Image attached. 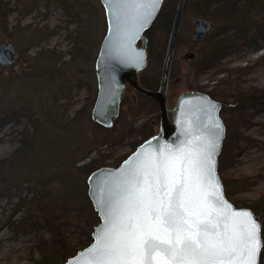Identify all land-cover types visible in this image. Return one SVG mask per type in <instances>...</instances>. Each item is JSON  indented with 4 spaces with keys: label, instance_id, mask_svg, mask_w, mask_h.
I'll list each match as a JSON object with an SVG mask.
<instances>
[{
    "label": "rangeland",
    "instance_id": "rangeland-1",
    "mask_svg": "<svg viewBox=\"0 0 264 264\" xmlns=\"http://www.w3.org/2000/svg\"><path fill=\"white\" fill-rule=\"evenodd\" d=\"M171 1L164 0L161 10L175 8L176 3ZM5 2L6 9H1L0 13V44L10 42L18 58L8 67L0 64V160L9 157L20 145L23 130L38 126L42 132L38 147L41 169L28 175V180L51 184L57 194L59 190L67 192L68 186L73 185L69 192L74 195V201L65 228L76 240L81 233L90 230L88 217H85L89 212L81 214L87 197L90 199L88 183L86 175L77 168L91 160L116 166L121 158L132 153L133 145L142 138L140 132L159 131L160 107L155 99L128 87L113 127L105 128L92 119L98 92L95 63L107 31L101 0ZM189 2L171 68L168 106L173 107L184 91L198 90V87L212 89L218 79L225 78L227 70L237 72L243 68L240 72L242 86L264 90V37L259 40L260 47H244L225 55L221 60V73L202 72L201 67L198 68L210 42L204 39L200 44L193 43L194 23L203 16L197 6ZM257 15L260 25L264 26V9ZM262 33L264 36V31ZM168 39L169 33L155 31L152 55L149 56L148 51L147 67L140 73V80L144 78L157 85L151 90L160 85ZM189 51H194L196 57L186 59ZM233 90L223 86L225 103L232 100L227 95L234 93ZM221 116L226 119L229 115L223 112ZM245 118L236 126L241 135L234 149L236 165L226 175L253 178L252 186L232 195L234 199L249 202L264 193V103L249 106ZM227 133L228 130L223 147ZM24 180L14 178L0 189V264L32 263L38 257L36 237L49 234L45 228L31 233L18 226L21 212L15 214V206L21 198L31 196ZM233 198L230 199L234 201ZM260 264H264V247Z\"/></svg>",
    "mask_w": 264,
    "mask_h": 264
},
{
    "label": "water",
    "instance_id": "water-1",
    "mask_svg": "<svg viewBox=\"0 0 264 264\" xmlns=\"http://www.w3.org/2000/svg\"><path fill=\"white\" fill-rule=\"evenodd\" d=\"M106 14L107 31L102 40L95 68L98 81L97 97L92 108V119L105 128H111L120 115L123 95L127 87L155 99L160 107L159 131L145 141L118 166H101L87 178L88 195L100 221L94 226L93 241L78 250L63 264H93L97 259V249L101 245L102 230L109 226V217L119 214L122 201L129 192L134 197L139 194L136 188H147L137 183V176L150 170L153 161H160L175 155L196 158H209L211 173L201 176L198 185L190 188L188 207L190 212L198 213L200 220L211 221L222 232L225 225L231 226L236 218L233 213L241 210L251 212L260 225L262 221L253 209L236 206L227 196L219 172V156L226 136V125L221 117L222 102L199 90L182 92L173 107L168 106V86L171 68L175 58L177 43L187 0H178L168 44L162 64L160 85L151 90L140 82V73L148 64V36L146 32L157 19L164 0H101ZM212 22L198 18L194 23L192 41L201 43L211 32ZM196 57L194 51L185 54L186 59ZM18 58L10 42L0 44V64L12 65ZM151 177L149 181L151 182ZM136 185V188H133ZM215 193V195H213ZM148 193L144 194L146 198ZM194 219L196 217H193ZM151 215L143 222H150ZM127 230V224L124 229ZM214 232L210 233V235ZM256 264H260L261 251ZM181 264L179 258L169 260L163 248L153 253L152 264ZM147 264V261L145 262Z\"/></svg>",
    "mask_w": 264,
    "mask_h": 264
},
{
    "label": "trees",
    "instance_id": "trees-1",
    "mask_svg": "<svg viewBox=\"0 0 264 264\" xmlns=\"http://www.w3.org/2000/svg\"><path fill=\"white\" fill-rule=\"evenodd\" d=\"M177 1L172 0L171 2L177 4ZM189 1L190 4L194 3L197 6V10L200 11L203 18L210 20L213 24L212 33H209L204 38L208 39L210 43L207 54L203 56L198 65V68L199 66L201 67L202 72L214 70V72L220 71L219 73H221L223 72L221 60L225 55L239 52L244 47H260L259 40L264 37L262 33L264 26L260 25V21L256 16H258L257 13L260 9H264V0ZM6 5L5 0H0V13L1 9H6ZM174 12L175 8L167 11L163 8L151 28L146 32L149 39V56L152 55L155 31L160 29L165 31L166 35L170 33ZM252 33H254L253 36H251ZM243 70V68L237 69L239 75L236 71H224V74H226L225 78L218 79V84L214 85L210 90L205 87H198V90L208 93L217 100H222L221 113L227 112L229 115L226 119L222 117L228 133L223 151L219 157V172L229 199L233 198L232 195L238 191L247 189L254 184V180L251 177L241 174L236 176L226 175L236 165L234 149L237 147L236 141L241 137L236 126L240 120L244 119L245 121L246 111L249 106H253L256 103H264V90L256 86L243 87L242 83H240V72ZM232 77L234 79H231ZM141 84L148 89H155L157 86L144 78H141ZM223 86L232 88L235 91L227 95L230 96V100L232 99L228 103L223 100ZM226 104H228V107ZM240 114L241 116L239 117ZM140 133L142 138L133 145V151L139 144L154 134L153 132ZM21 136V143L14 152L9 157L0 160V189L9 180L11 181L14 178L25 179L24 181L29 185L31 196L29 198H21L15 206L14 213L21 212V216L17 221L18 226L26 232L38 233L45 228L49 233L47 237H36L34 243L38 257L30 264H63L78 250L93 241L94 226L100 221V218L92 202L87 197V202L85 207L83 206L84 209L81 214H86V211L89 212L85 217H88L86 222L90 230L81 233L76 240L72 239L65 225L70 216L71 203L74 201V195L69 192L73 185L68 186L67 192L59 190L57 194L51 184H36L32 182L34 181L33 179L31 181L28 180V175L38 173V170L41 169L38 147L41 143L42 132L35 125L34 128L23 130ZM129 154L121 158L116 166ZM105 165L98 163L96 160H91L80 165L77 169L86 175L87 179L91 172ZM239 176L241 178H238ZM233 202L236 206L253 209L260 216L264 239V193L253 200H249V202L241 198H236Z\"/></svg>",
    "mask_w": 264,
    "mask_h": 264
},
{
    "label": "snow or ice",
    "instance_id": "snow-or-ice-1",
    "mask_svg": "<svg viewBox=\"0 0 264 264\" xmlns=\"http://www.w3.org/2000/svg\"><path fill=\"white\" fill-rule=\"evenodd\" d=\"M210 165L209 158L199 155H175L153 161L148 166L150 170L137 176V183L147 188L133 185L139 194L134 202L130 199L133 193L129 192L119 214L114 210L109 217L93 264H152L158 248L164 249L169 260L179 258L181 264H256L264 241L251 212L233 213V224L225 225L220 232L214 231L218 225L213 224L210 229L211 221L200 220L198 213L186 207L190 188L199 184L206 171L211 173ZM149 215L151 221L143 222ZM125 224L127 230H123Z\"/></svg>",
    "mask_w": 264,
    "mask_h": 264
},
{
    "label": "flooded vegetation",
    "instance_id": "flooded-vegetation-1",
    "mask_svg": "<svg viewBox=\"0 0 264 264\" xmlns=\"http://www.w3.org/2000/svg\"><path fill=\"white\" fill-rule=\"evenodd\" d=\"M212 28H213V25H212ZM202 43V42H201ZM194 44H197V43H194ZM200 44V43H199ZM128 88V87H127ZM132 88V87H131ZM127 90V89H126ZM137 91V90H136ZM126 92V91H125ZM137 92H139V91H137ZM140 93V92H139ZM123 98H124V96H123ZM123 98H122V100H123ZM158 103V102H157ZM159 105V104H158Z\"/></svg>",
    "mask_w": 264,
    "mask_h": 264
}]
</instances>
